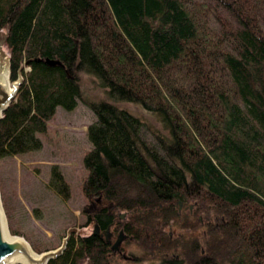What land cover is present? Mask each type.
<instances>
[{"label":"trees","instance_id":"16d2710c","mask_svg":"<svg viewBox=\"0 0 264 264\" xmlns=\"http://www.w3.org/2000/svg\"><path fill=\"white\" fill-rule=\"evenodd\" d=\"M2 30L11 79L23 80L0 121V159L40 149L59 107L82 100L96 115L82 209L93 232L48 264H110L94 230L121 213L138 240L143 229L216 264H264V0H0ZM85 75L108 99L87 94ZM119 102L169 136L153 130L149 142ZM50 186L70 197L58 167ZM179 226L190 236L171 237Z\"/></svg>","mask_w":264,"mask_h":264},{"label":"rangeland","instance_id":"374dc122","mask_svg":"<svg viewBox=\"0 0 264 264\" xmlns=\"http://www.w3.org/2000/svg\"><path fill=\"white\" fill-rule=\"evenodd\" d=\"M6 34L7 30L0 32L1 44ZM3 46L9 64V50L5 43ZM25 70L30 68L26 66ZM83 88L93 99H108L106 89L97 86L87 75L83 78ZM118 104L142 118L144 137L149 142L155 141L153 130L169 136L159 118L141 105ZM95 120V113L82 100L71 111L59 107L48 122L47 134H39L43 142L40 149L0 159V193L9 229L19 231L11 233L24 237L37 253L59 247L69 232L82 236L93 232V225L88 223L82 209L88 202L83 190L88 178L84 158L93 148L88 128ZM54 167H58L71 187L68 199L50 186ZM125 215L118 217V226L128 219ZM177 228L181 230L180 226ZM34 246L42 249L41 252ZM124 248L138 260L128 261L117 255L110 257V264H161L152 260L160 259L157 253L146 254L147 249L137 242H124Z\"/></svg>","mask_w":264,"mask_h":264},{"label":"flooded vegetation","instance_id":"af4514ba","mask_svg":"<svg viewBox=\"0 0 264 264\" xmlns=\"http://www.w3.org/2000/svg\"><path fill=\"white\" fill-rule=\"evenodd\" d=\"M179 209H189L191 212L194 210V204H184L182 202H179ZM126 213L121 214L120 216L122 218H125ZM202 219V217H200ZM126 225L118 226V222H114L111 226H109L107 229H101L99 226V231L95 233L97 237H99V240L101 243H107L109 245L110 249V256H119L120 258H123L124 260H138L136 255L133 253L128 254L127 251L124 248V242L130 243V242H137L139 245L143 246L145 249H147L146 254L149 253H157V255L160 256V259L156 261L155 259H152L155 262H159L161 264H216L214 261L213 255L210 253H206L205 248L201 249L202 256H200L197 252V250H194V246L192 245H186L184 248L180 251L179 248H173L170 249L168 245H162L161 241L158 240H151L150 236L151 233L147 230H141V237L148 238V240H138L137 237H139V233L134 232V228L137 226L135 223H132L129 225L130 221L129 219L126 220ZM129 225V226H128ZM119 227L121 228L120 230ZM123 227V228H122ZM184 229H186L184 231ZM179 231L178 228H170L169 234L171 237L175 236H190L191 231L187 228H184ZM166 229H164L165 231ZM167 231V230H166ZM204 233L206 231H203ZM119 241V243H118ZM199 242L197 239L193 240V245L196 246V248L199 247ZM174 246V243H171ZM172 246V247H173ZM138 256V255H137ZM135 261V262H136Z\"/></svg>","mask_w":264,"mask_h":264},{"label":"water","instance_id":"95a60500","mask_svg":"<svg viewBox=\"0 0 264 264\" xmlns=\"http://www.w3.org/2000/svg\"><path fill=\"white\" fill-rule=\"evenodd\" d=\"M7 36L8 32L3 43H6ZM3 43H0V121L4 117V113L10 104L16 99L19 87L23 80L22 77H20L18 80L13 81L11 79V71L9 77H6V75L3 74ZM48 63L56 64L57 62L48 60ZM10 84H12V87ZM6 231L9 232L10 229L3 209L0 193V264H48L51 259L59 257L64 252L72 235V232H69L59 247L37 253L24 237L17 236L19 237L18 239L11 240L8 237L9 233L7 234ZM98 231L99 226L96 225L94 233H97ZM35 255H39V257H36ZM19 256H23L27 260V263L18 261Z\"/></svg>","mask_w":264,"mask_h":264},{"label":"bare ground","instance_id":"6f19581e","mask_svg":"<svg viewBox=\"0 0 264 264\" xmlns=\"http://www.w3.org/2000/svg\"><path fill=\"white\" fill-rule=\"evenodd\" d=\"M4 47V46H3ZM2 71L3 74L6 75V77H9V73H10V68H9V64H8V57L7 54H5V52L2 50ZM11 82V81H10ZM10 86L12 87V84H10ZM6 233L8 234L9 239L11 240H15L18 239L19 237H17L16 235H13L12 233H10V231H6ZM36 257H39V255H35ZM18 261L27 263V260L23 257V256H19L18 257Z\"/></svg>","mask_w":264,"mask_h":264}]
</instances>
